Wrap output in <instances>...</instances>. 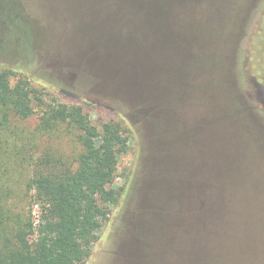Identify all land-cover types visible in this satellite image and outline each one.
<instances>
[{"label": "trees", "instance_id": "1", "mask_svg": "<svg viewBox=\"0 0 264 264\" xmlns=\"http://www.w3.org/2000/svg\"><path fill=\"white\" fill-rule=\"evenodd\" d=\"M68 5L75 52L71 65L58 67L79 69L77 78L82 73L110 82L79 85L141 109L150 124V117L160 121L147 136L151 163L132 201L134 226L125 230L131 250L142 246L148 264H264V222H256L259 211L264 217V170L253 163L258 144L253 132L264 130L256 126L249 104L236 98L239 90L255 92L260 105L253 104V111L264 117V57L257 53L264 46V12L250 34L253 57L246 44L233 45L218 35L236 30L242 0ZM204 55L211 59L204 61ZM16 72L0 70V264H82L107 207L122 196L115 177L128 136L112 119L93 121L85 106L95 113L111 109L98 95L59 88L78 101L47 102ZM166 82L168 91L159 95L158 86ZM153 96L167 105L166 112L182 109L177 123L175 116L150 115L146 104L154 103ZM192 102L199 114L190 121L185 109ZM65 137L74 140L71 159L51 141ZM258 147L262 153L264 147ZM33 204L39 207L36 226Z\"/></svg>", "mask_w": 264, "mask_h": 264}, {"label": "rangeland", "instance_id": "2", "mask_svg": "<svg viewBox=\"0 0 264 264\" xmlns=\"http://www.w3.org/2000/svg\"><path fill=\"white\" fill-rule=\"evenodd\" d=\"M71 1L74 3V0H0V70L4 67H11L18 72H16V75L26 76L34 87L41 90L42 97L47 102L71 103L78 101L59 91V88H64L78 96L91 97L93 95L94 97V95H98V101L109 105L110 110L101 109L98 113H95L90 106H85V110L90 114L94 122L109 119L119 122L124 130L123 135L128 136L125 151L120 154L118 159L115 177V186H122L124 190L119 202L116 205L107 207V217L94 230L97 238L91 246L89 255L82 264H136L134 260L142 256L144 260L141 259L138 264H148L146 261L147 256L145 257L146 253L142 251L143 253L141 254L142 246H140L138 251L134 250L133 252L131 250V241L129 236L125 234V230L128 229L129 223L133 225L132 220L135 221L134 211L137 208L132 201L137 198L136 189L141 177L144 175L145 169L148 168V163H151V158L147 151L149 150L147 136L150 130L153 132L158 130L157 125H159L160 121L158 122L157 120L156 122L154 120L153 122L152 117H150V124L145 119L146 117L142 118L144 113H141V109L132 108L123 102L111 100L108 92L94 91L93 88L86 90L79 85L91 86L101 82L104 85L105 82L109 84L110 82L97 77L84 76L82 73L77 78L76 73L79 69L73 70L58 67L60 64L68 66L73 63L75 38L68 22V20L70 21L68 16H72L73 11L69 13V7L67 8ZM263 1L242 0L244 5L239 17V24L237 20L236 30H229L223 34L221 33L222 31L218 33L219 37H226L225 39L229 40L233 45L238 46L240 44L241 46V43L243 45L246 44L245 48L249 54L248 56H253L251 55L252 52L248 50V44L251 43L250 34L254 30L257 17L264 12ZM237 9L236 7V12ZM164 19L165 17H163ZM233 21L235 22L234 19ZM231 23L233 22L231 21ZM24 31L27 33H24ZM25 37H27V40ZM263 49L259 48L257 52L261 53V58L264 57ZM54 55H56L55 60H53ZM208 59H211V56L204 55V61H208ZM246 60L249 65V59ZM167 61L168 59L165 62L166 66L170 65V61L168 63ZM211 63L213 62H210V65ZM243 63L245 68V57ZM180 67H185L183 61L180 63ZM10 79L13 82L15 77L11 76ZM167 85L168 82L158 86L159 95H163V90ZM153 88L152 90L155 93L156 89L155 87ZM167 89L165 90L168 91ZM236 98L241 103L249 104L248 108L257 123L256 126L259 125L264 130V117L261 115L256 117V112L253 111L255 108L253 104H257V107L260 105L255 92L249 89L239 90ZM156 99L153 96L154 103L148 100L146 104L148 106V109H146L150 112V115H158L156 118L161 117V115L162 117L164 115L175 116L176 121V116L179 115L182 109L179 110L180 107H177L171 112L168 110L166 112L167 105L163 108L161 100ZM186 107L185 115L190 116V121H192L199 114H196L198 106L192 102ZM206 114L208 113L206 112ZM35 121L36 117L34 116L29 121V124L32 125ZM165 122L166 120L161 121L163 126ZM161 128L163 129V127ZM204 136L209 137V141H212V136L208 132H205ZM253 138L255 141L254 145L258 143L257 147H264V132L258 131L256 134V131H254ZM51 141H53L52 144L54 146L62 151L65 158L71 159L73 157L72 152L76 149L73 139L65 137L60 141L52 139ZM175 147H177V143H175L174 149ZM257 147L253 163H257V167L264 170V150L260 153ZM135 212L137 215V211ZM262 212L263 210L257 214L258 220L256 222H258V226L264 222V217L260 215ZM31 215L34 226H36L39 222V207L37 204L32 205ZM256 222L250 227L253 231L257 229ZM262 232L261 234H263ZM136 237H138L140 244L144 243L143 235ZM261 238H264V235Z\"/></svg>", "mask_w": 264, "mask_h": 264}]
</instances>
